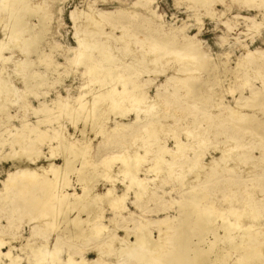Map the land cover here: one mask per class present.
Here are the masks:
<instances>
[{
	"label": "rangeland",
	"instance_id": "374dc122",
	"mask_svg": "<svg viewBox=\"0 0 264 264\" xmlns=\"http://www.w3.org/2000/svg\"><path fill=\"white\" fill-rule=\"evenodd\" d=\"M134 1L135 0H26L25 3H27V6L35 7L38 5L40 7L42 6L41 9L40 10L38 9L37 12L32 11L34 13L30 12L29 10H28L29 12L24 11L22 8L19 7L21 6V3L17 2L18 4L17 3L15 4L17 6L14 5V9L12 11L10 10L9 12L5 10V11L0 12V40L1 41L3 40L2 42H4L5 44H8V46L11 47L10 48L11 50L8 49V50L3 51L0 57V73L1 74L3 73L2 76L0 75L1 76L0 81L2 82L4 80H8L9 86L13 90V92L10 93V94L13 93L11 96L10 94L5 95L4 92L2 94L0 93L1 94L0 103L5 102L6 99L8 100V101L6 100L7 102H6L4 109L0 110V188L2 187L1 185L2 181L7 179L8 172L14 171L17 164L19 166L20 165L22 166L25 164L28 165L29 167L26 168L28 169L26 170L27 172L32 170L30 171L32 173L40 172L42 174L43 172V174L52 176L53 173H50L49 170L44 171L45 169L40 168V167H41L42 162L43 164L49 161H53L54 163H58V164L62 162V154L60 153V150H58L57 148H58L59 142L63 141L61 139H63L65 136L71 137L69 139H74V140L77 139L81 141V142L78 141V143L80 144L85 143L86 140L88 141L90 140V143H91L90 144L91 145L90 154L92 155V158L95 161L97 159H100L101 157H104V156L106 157L108 154L110 155L112 152H119V151L124 152L123 150H127V149H123L121 145V142L123 140H124L123 145L127 144L129 151L133 150L134 148H138V145L142 144L143 141L141 140H144V139H141L140 141H138L136 137L138 135V134L136 135V133L141 132L140 131L141 127H139L138 125H132L131 128L129 129V133L136 132L135 134H132L133 137L132 135L127 134L123 130L121 131L123 133H121L120 134L121 136H119L120 138L113 134L114 136L113 137L114 140L112 139L113 142L108 143L107 141L109 140L106 137L107 135L100 134V133L95 134L97 132L94 129H97V128L94 125L92 126L90 123L84 124L82 119H79L77 120L78 122L73 123L70 117L68 116L67 110L70 107L73 109V107L77 106L79 102L88 100L89 98H91L92 94H94V92H96L97 90L99 91L100 89L101 90L104 89L103 87L99 88L98 84L91 83V77H92L91 74L98 73L100 71L99 69H101L100 64L102 63L105 64L106 62L102 61L101 63H98L96 66H94V69H97V71H95L92 68L93 70L89 72L86 70L88 66L86 64H88L90 60H87V61L81 60L82 62V65H81L80 60H79L80 62L79 63L76 59L73 58V60L75 61L73 62L69 58V55L71 54L69 49L77 46L76 35L77 33H79L83 35L85 39L89 40V42L92 43L91 45L96 46V47H93V50L95 51V52L93 51L94 53H92L93 56L101 59L103 55L106 54V51L104 50L109 49L108 54L110 55L114 54L116 57L119 58L116 60V63L121 64V66L117 68V70L122 71V72L124 71V73L126 72L125 74L127 75L129 74L128 70L131 71V73L135 72L134 76H138V81L139 82L143 81V86L141 89L143 93L147 95V98L155 97L158 94L159 96L163 95L162 96L163 103H160L157 106L158 107L157 109H159V111L161 109V113H163L162 118L165 120L164 124L166 125L167 128H165V126L161 128L159 133H157V136H158L157 139L162 138L161 141L166 140L165 142L166 146L173 147L174 142H173V139L171 138V133L175 130L182 139H185L184 130L188 129L187 127L189 128L196 127L195 131L197 133L201 134L204 131L203 132L204 134L206 133L208 134L204 136V141H202L201 143L202 145H200V147L196 145L201 151V158L203 162L202 163L203 165L200 166V169L199 167L195 168V169H198L199 174H200V177L198 179H196L195 181L190 180L184 171H183L184 173L182 171L181 172L178 171V173H182V175L179 174L178 176L176 173L175 175L176 177H175L174 174H172L173 173L172 169H169L165 167L164 165H163V168L161 167L162 171L156 172L157 174L154 171L149 170L148 172H144L142 170L140 172L141 176H145L151 180L152 178L156 177L152 181L151 180L148 181V184L150 185V187L153 186L152 190L151 188H149L148 191L150 190L156 191L155 189H157V193L155 192L157 195L154 196V194L151 195V193L146 192L144 193L143 196H141L139 199L136 200L133 195V192L130 193L129 191H126L127 197L125 199V204L127 205L129 211L136 213V215H141L143 219L147 217H156V215L162 216L166 212L169 214L175 215L177 214V210H178L177 206L179 205L178 203L176 205L175 203L176 201H184V200L192 199L193 197L197 198V197L206 196L204 199L205 201L210 200L211 201L210 204L212 206L214 205V207H217L221 210H223L222 208H225L224 212L226 209H227L226 211H228L229 209L228 206H230L233 209H236V207L238 206L240 207V209L237 207L236 210L242 211L245 205L244 209L248 207L246 210H249V211L252 210L251 212H248V215H247L248 217L257 216L258 214L261 217V215H263L264 213V205L262 203L264 202V172H263L264 166L262 165L264 163L263 162L264 156H262L263 155L262 153H264V149H263L264 148V130L263 131L262 130L260 131V129L258 130L253 125L254 123L252 121L253 120L256 121L258 120V118L260 120H264V84H263L264 82V57H263L264 51H261L262 49H264V0H220L217 2H214L213 0H210V1L209 0H203V1L202 0H154L153 2H151L150 8H152L153 11H155V13L146 11L143 9V7H140V6H138L137 8L134 7L133 5ZM206 2H208V4ZM129 6L131 8H129ZM15 7H17L18 9L17 8L15 9ZM120 9H124V11L123 10L119 11ZM82 10H84L85 14ZM92 10H93V14L97 10H110L114 12L110 15L111 18L110 17L104 18L101 24L100 23L94 24L90 19L89 21L88 19L86 20L87 15L91 13ZM73 11L75 12V16H76L75 21L73 20V16L71 13ZM116 11L118 13H116ZM210 11H212L213 15L209 13ZM45 13L47 14V17ZM16 14L20 15L21 20L24 22L25 25H23L22 30H20L19 32V36H17V38L18 37L19 38L18 39L15 38L13 40L11 35L16 28L14 26L15 24H13L12 22L15 23L14 17ZM245 17H250L252 18V20H248V19L246 20ZM111 19H114V20H111ZM112 21H115L114 22L115 24H112L111 23ZM249 21H252L251 24ZM90 22L91 24H89ZM80 26L81 28H79ZM98 26H99V31H96V28ZM1 29H4V30H1ZM167 29L170 32H168ZM171 29L173 32L171 31ZM175 31L177 32L175 33ZM164 32L169 34L167 38ZM125 33L127 34L126 36H125ZM193 34L194 35L196 34L195 38L193 37L194 36ZM120 35H123V36H120ZM126 37L128 38L125 40ZM186 37L188 39L192 38L191 41L194 40L193 42H195L198 47L200 46V49H199L200 53L197 52L196 54H185V51L177 49L178 51V52L176 51L177 53L170 54L169 52L170 50L168 49L170 47H173V48L177 46L180 47L181 45L179 44L184 43L186 41L185 39H187ZM165 38H166V41L164 40ZM196 38L197 40H195ZM141 39H143V41ZM158 41L160 42V44ZM151 43L154 44V46H157V47L160 46L158 50L164 54V56H162L161 58L162 60L154 59L157 53L154 54L156 50L151 45ZM161 43L163 44L161 45ZM97 48L102 49V51L100 52L96 51ZM259 49H261L260 50L261 52L258 51ZM152 50H154L155 52ZM248 50L257 51L254 53L255 54L258 53V54L254 55L255 58L251 60L247 59ZM45 54H48V56L45 57ZM173 55H175V57ZM193 56L197 57V59L195 60ZM170 58H173L174 60ZM187 58L191 62L193 61V63L192 64L191 62L189 63L188 62L189 60ZM240 58L243 61L246 60L247 62L244 61L243 63H241L242 60H239ZM143 59H145L146 61ZM152 59H154V65L150 61ZM183 60L185 61L184 63H183ZM76 61L78 62V64ZM239 61L242 65H240ZM181 62L183 63L182 65L184 66V68L185 69L187 68V69L185 71L178 72L179 74H175V69H177L178 66H181ZM194 62L196 63V65ZM224 63H226V65ZM236 63L238 64V66ZM244 63L247 66H245ZM223 64H224V67H223ZM165 68L166 70L164 71ZM226 68L228 70H226ZM232 69L234 70L232 71ZM226 71L228 72L226 73ZM13 72L15 73L13 74ZM10 73H12L11 74L12 77ZM173 73L176 78L174 79L175 82H173V80L171 81L172 83L169 82L170 83L169 88L171 89L167 88V91H166L165 90L166 87L161 85V83L165 81V78L167 75L173 74ZM236 79L238 81H236ZM181 81L183 82V84ZM87 82L88 83L90 82L92 88H89L91 86ZM245 82H247V84ZM243 83L245 84L243 85ZM87 85H89V87ZM118 86L120 87V85ZM227 87H229V89ZM89 89L90 91H88ZM225 89H228V90H225ZM252 91L257 97V101L255 100L257 106L256 105L253 106L252 107L253 109L251 108V106L246 107V108L245 106H243V108L235 106V105H238L236 104L237 103L236 98H239L240 101L241 100L243 101L244 100L243 97H247V95L251 96ZM232 92L234 94H231ZM81 93L83 95L79 96V94ZM58 96L63 97L64 104L62 103L61 106L57 107L55 104H53L52 100L57 98ZM236 96H239V97H236ZM43 101L45 102V104L52 107V109L49 110L45 106H43V104L41 103ZM217 102L218 103L220 102L221 104H223V106L221 105L220 107L216 105ZM123 103L126 106L129 105L127 101ZM54 105L55 107H53ZM226 105L233 107V108L236 107V110L240 112L242 111L247 112L248 115L250 116H247L245 118L240 117L241 119L239 117L227 118L223 116L227 111L225 107ZM214 106L217 108H215ZM65 110L66 112H64ZM221 111L223 113H221ZM6 113H9L12 117L8 118L6 116L7 115ZM105 115H106V118L102 125L106 124L108 126H115L114 123L119 120L118 116H114L115 114L109 111L106 112ZM106 119L109 121H107ZM122 120L125 122H129V121H132L133 119L131 116L130 119L124 118ZM244 124L248 126H243ZM7 128L8 130H6ZM171 129H173L172 132L170 131ZM182 130L184 133L182 132ZM50 132H53V133H50ZM11 133H14V134H11ZM54 133L58 135L60 133L61 134L63 133L62 135L60 134V137L62 136L63 138L62 137L59 138L58 135H57L58 138L57 136L54 137ZM47 135H49V137ZM122 136L124 137L121 138ZM125 136L127 139H125ZM43 137L44 139H41ZM35 139L37 140V142ZM205 139H207L208 141ZM17 141H20V142H17ZM134 143H137V145ZM213 145L215 146V149ZM235 145H239L241 148L240 147L236 148ZM152 148L153 146H151V149ZM230 148L231 149L233 148V149L230 150ZM243 149L245 151H243ZM19 150L20 151L22 150L21 152H24V153H19ZM32 150L35 151V153ZM221 150L224 151L223 156H221V152H222ZM140 152L142 154V151ZM156 152L157 151H155L154 149V151H151L148 154L143 153L142 155L146 156V158L143 157L142 161L144 162L140 161L142 162L140 167L145 169V167L151 166L152 165L151 163H153L151 159L153 158V156H156L157 154ZM186 152L187 153L184 152V154H186L185 156L184 155L181 156L182 158V159L180 158L181 162L182 161L184 162L187 156L193 157L192 150L191 151L187 150ZM210 156L212 159L210 158ZM252 156H255V157H252ZM165 157L169 158L167 154ZM216 157L217 158L219 157L220 161L219 159L217 160ZM251 157L254 159H252ZM258 157L261 159H259ZM223 158H225L226 160H224ZM229 158H230V161H229ZM231 158L233 160H231ZM117 159H118L117 162H116V159H113L114 161L112 163L113 169H115V166L117 168L121 164V160L119 158ZM213 160L215 161L216 164L214 163ZM241 160L244 162L246 161L245 162L246 165L243 162H241ZM231 161L236 162V163L233 164V162ZM237 161H240V163ZM257 162H259L258 163L259 165L256 164ZM75 163L77 165H80L78 161H76ZM187 164H190L189 161L180 163L178 164L180 165V168L179 167L178 168L181 170V168L186 167L185 165ZM209 164H211L213 167L215 166L214 169L213 167H210L211 165ZM231 164H233L234 167L233 166L231 167L230 166ZM258 166H260V168L261 167L263 168L259 169ZM88 167H85L82 170L80 169L79 171L83 172L84 169L88 168L84 170L83 172L88 175L94 170L93 173H96L95 175H97L96 177L97 183L96 181L94 183L98 186L97 187L93 183L95 187L94 190H99V191L103 190L105 186L108 184V181H105V179H103V177L100 174L101 171L102 173L104 171V169L102 170L103 167H98L97 169H94L92 166H88ZM229 167L232 169L233 172L232 171L227 172L228 169L230 171ZM36 168H37V171L35 170ZM186 169L187 168H185L184 170ZM244 169H247V170H244ZM166 170L169 171V173H167ZM78 172L72 171L68 173V176H67L68 185L62 187L61 191L62 190L63 191L64 190L65 191L76 190L77 192H81L80 188L82 186V183L77 182V178L78 176H80L82 172L81 173L80 172L78 173ZM169 174L172 176H170ZM184 175L186 176L184 177ZM99 176H101L100 177L101 179L98 178ZM118 176L121 177L122 175L119 174ZM37 177H40L41 179V175L36 176V178ZM183 177L185 179H182ZM40 179L38 178V180ZM22 181L24 182H21V180L18 181L17 182L18 184L15 182L17 186H20L18 188V187H15V184H14L13 187H15L14 188L15 191L14 189H12L13 188L12 186L8 188V190H10L8 193L11 192L10 194V196L12 197L11 202L0 200V233L2 230L3 235H4V236L2 235L3 237L1 238L8 236L7 238H4V239L7 241L11 240L10 243L12 244V246H14L12 247L11 252L21 257L22 259L20 261L21 263L28 264L29 263L28 261H30L29 259L33 258L31 255L33 253H31L32 252L31 249H28L25 247H23L22 249V245L27 243L26 242L27 240L25 239L26 237L28 238L32 236L29 238L30 240L28 239V242H32V243L34 241H38V240L40 241L39 238H41L42 239L41 241H43V238H44V240H46V243L50 245L55 241L58 235L63 236L61 238V241L65 242V245H66L64 246V243L62 242L63 244L62 247L64 246L60 253V257L62 259L67 258L66 254L68 253L66 252L71 250L72 247L73 249L71 251L78 252L79 249L78 248L76 249L75 247L78 246L79 244L78 242H80V240L78 241L75 240V242L74 240H71V239L67 240L65 239V234L63 233L65 220L63 221L61 219L62 217H61V214H59L60 213L59 209H62L64 205L61 204V208H59L60 204L57 203L58 201L57 202L55 201L53 204V207L54 206L57 207L58 210H56L55 212L51 211L52 213L47 212L45 213V215L42 214L43 216L41 215L40 216L41 218L33 220L32 219V216L34 213L33 209L27 205L22 206L23 204L21 203V200L23 198L21 195L22 189L24 188L25 183L29 184V181L25 180V178L22 179ZM35 181L36 180H33V182ZM19 182L22 184L19 185L20 184ZM31 186H34V185H31ZM114 186H115L114 188L115 192L122 193L121 188H123L122 187L123 183L116 181ZM191 190L192 191L199 190V191H202L203 193L191 192ZM252 191L255 193H251ZM41 196L42 194L36 195L37 198ZM249 197L251 198L249 199ZM134 200L137 201L136 203L137 205L131 203ZM15 201L21 205L19 206V208H17L18 204H16ZM169 201L170 202L174 201V203L171 202L170 204ZM164 203L166 204V206ZM193 206H196V205H191L190 207H193ZM25 207H27L28 209L26 210ZM159 208H167V209H164L163 212L161 211L159 213H156V210H158ZM253 209H257V210H255L254 212ZM31 211L32 213H30ZM73 212L74 211L69 213L68 217L72 218L73 214H76ZM126 212L128 213V210L125 211V213ZM253 212L254 214H252ZM53 214L56 216H54ZM225 214L226 212L223 213L224 217H228V214H229L228 218L232 220H235V218L238 215V214L232 215L229 212H227V216ZM110 215H111L110 210L108 209L105 210L103 216L104 217L106 216V217L105 218L103 217L104 219L103 222L104 223L108 222L107 224L109 228H112L111 226L116 227L117 225L114 226L112 223L108 221L107 217H109ZM48 216H51V217L48 218ZM57 216L59 217L57 218ZM261 218H262L261 221H263L264 216H262ZM52 219L56 221H53ZM119 222L123 223L122 220H120ZM119 222L117 223L118 226H119ZM122 223L121 225H124V223L123 224ZM176 224L177 223L175 222V225ZM34 225H37V226L34 228ZM175 225H173L172 227L173 230L172 229H170V231L169 229L164 230L165 231L164 232L165 241L163 242L164 245L163 247H160L159 249L160 253H158L157 255L160 256V254L164 253V250L169 249L171 250V253L174 252V253H177L176 255H179L178 254V250H179V253H182L183 255H186L187 257H189L197 249L198 245L193 243L194 241H197V238L192 237L188 233L183 234V232L182 233L178 232V228L176 227L177 225L176 226ZM15 226H17V228ZM152 227L153 226L151 225L149 226V228H151L152 235L156 236L158 234L157 230L152 229ZM9 228L11 230L8 231ZM33 228L34 230H32V232L36 231V233L33 232L35 236L32 235L33 233L31 234L30 232V230ZM174 228H176V231H177L176 235H175L176 231ZM122 229L120 230L117 229L116 233L124 234V231H122ZM113 230L114 229H111L110 232L103 231L102 236L100 235L101 238L97 237L98 240L101 241L103 237L107 235L104 233H108L109 235ZM37 231H39L41 234H39V232L37 233ZM219 232L222 233L223 230L219 229L218 233ZM178 233H180L178 238L180 239L182 237L181 239L185 240V244L181 246L178 243L179 239L176 237ZM261 236L262 238L260 239ZM261 236L258 239L262 240L261 241L262 243L264 241L263 239L264 233H262ZM97 238L92 239L93 243H95L94 241H96ZM207 238L209 239L213 238V235L209 234L207 235ZM174 239L177 243L174 241ZM173 243L178 244L177 245L178 247H176V245ZM70 245L71 246L73 245V246L71 247ZM201 245L204 246L205 244L202 243ZM8 246H9L8 243L7 245H3L1 247V250L3 251L7 250ZM260 247H258V251L264 254V245L260 244ZM186 248H189V249H186ZM28 250H29V253H28ZM85 251L82 254L85 255L87 258L96 257L95 251H92V250H89L88 252L87 251L85 252ZM232 251H236V250H232ZM236 253L237 252H233V255L235 256ZM28 255L29 256L31 255V256L29 257ZM75 255L74 257L80 256L79 254L78 256L77 254ZM3 261H8V260L3 259ZM53 264H57V263H53ZM155 264H169V262L165 258V260H160V259L156 260Z\"/></svg>",
	"mask_w": 264,
	"mask_h": 264
},
{
	"label": "bare ground",
	"instance_id": "6f19581e",
	"mask_svg": "<svg viewBox=\"0 0 264 264\" xmlns=\"http://www.w3.org/2000/svg\"><path fill=\"white\" fill-rule=\"evenodd\" d=\"M18 1L19 0H0V12L1 11H5V10L6 11H9V12H10V10L12 11L14 9V5ZM21 1H23V2H21ZM21 1H19L21 3V6H19V7L22 8L24 11H28L29 10L30 12H32V11L37 12L38 9L40 10L41 7H42V6L40 7L38 5L35 6V7H29V6H27V3H25L26 0L25 1L24 0H21ZM153 1L154 0H135L133 2V5L136 8L138 6H140V7H143V9L146 10V11L154 12L155 13V11H153V9L150 8V4ZM213 1L214 2H217V1H220V0H213ZM206 3L208 4V2H206ZM15 6H17V5H15ZM16 8L17 7H15V9ZM129 8H131V7L129 6ZM43 9H44V7H43ZM124 9H120L119 11H121V10L124 11ZM23 10H21V11H23ZM74 11L71 12V13H72V16H73V20L75 21L76 20V16H75V12ZM82 11L84 12V10H82ZM34 12H32V13H34ZM80 12H81V10H80ZM87 12H88V10H87ZM113 12L114 11H110V10H97L93 14V10H92V12L87 15L86 20L88 19V21H89V19H90L94 24H99V23L101 24V22H103V19L104 18H108V17L111 18L110 15ZM202 12H203V10H202ZM116 13H118V12L116 11ZM209 13H211L213 15L212 11H210ZM84 14H85V12H84ZM16 15L14 17L15 23L12 22L13 24H15L14 26L16 28L13 31L12 35H11V37H12L13 40L15 38H17V36H19L20 30H22L23 25H25L24 22L21 20L20 15L19 14L17 16ZM45 15L47 17V14L46 13H45ZM151 17H152V15H151ZM245 18H246V20L247 19L248 20H252V18H250V17H245ZM114 19H111V20H114ZM83 21H84V19H83ZM114 22L115 21H112L111 23L112 24H115ZM249 22L251 24L252 21H249ZM89 24H91V22ZM79 28H81V26ZM90 28H91V26H90ZM1 30H4V29H1ZM84 30H86V29H84ZM96 31H99V26L96 28ZM171 31H172V29H171ZM76 32H78V31H76ZM166 32H164V33H165V36L167 38L169 36V34L166 33ZM168 32H170V31L168 30ZM176 32L177 31H175V33ZM126 33H125V36L127 35ZM195 35L193 36L194 38H195ZM120 36H123V35H120ZM76 37H77V40H76L77 41L76 42L77 46L69 49L70 52H71V54L69 55L70 60H72L73 62H75L73 60V58L76 59L78 62H79V60H80V62H81V60H85V61L90 60V62L88 64H86V65H88L87 68H86V70L89 71V72H91L94 69V66H96L98 63H101L102 61H104L106 63L105 64L104 63L100 64L101 65V69H99V67H98V69L100 70L98 73L91 74L92 75V77H91V83L98 84L99 88L100 87H103L104 89L102 88L103 90H101V89L99 91L97 90L96 92H94V94H92L91 98H89L88 100H84V101L79 102L77 106H74L73 107V109L70 107L67 111H68V116L70 117L71 121L73 123H76V122H78L77 120L82 119V121H83L84 124L90 123L92 126L94 125L97 128V129H94L97 133H95V132L94 133L95 134L100 133V134L107 135L106 137L109 140V141H107L108 143L113 142L112 141V139L114 137L113 134L115 136H118L119 137V136H121L120 134L123 133V132H121L123 130L127 134H130V135L135 134L136 132L135 133H129V129L131 128L132 125H138L139 127H141V130H140L141 132L136 133V135L138 134L136 136L137 137V140L138 141H140L141 139H144V140H141L143 142H142V144H139L138 145V148H134L131 151H129V149L127 147V144L126 145L124 144L125 146L123 145V143H124V140H123L121 142V145H122L123 149H127V150H123L124 152H120V151L119 152H112L110 155L108 154L106 157L105 156L104 157H101L100 159H97L95 161L92 158V155L90 154V148H91L90 140L89 141L86 140L85 143L80 144V143H78L79 140H77V139H75V140L74 139H69L71 137H66V136L63 138L61 136L63 138L61 140H63V141L59 142L57 149L60 150V153L62 154V162L60 164L54 163L53 161H49V162L44 163V164L42 162L41 167H40V168H44L45 169L44 171L49 170L50 173H53L52 176L51 175L48 176L46 174H43V172H42V174L40 172H33L32 173V172H30L32 170H30V171L27 172L26 170H28V169H26V168H28L29 166L26 165V164L25 165H22V166L21 165L19 166L17 164L14 171L8 172L7 179L6 180H3L2 181V184H1L2 187L0 188V198H1L0 200H5V201L11 202V198H12L10 196L11 192L8 193L10 191V190H8V188H10V186L13 187L14 184H15V182L17 183L20 180H21V182H24V181H22V179L25 178V180L29 181V184H26L25 183L24 188L22 189L21 195H22L23 198L21 200V203L23 204L22 206H26L27 205V206H30L33 209L34 213H33L32 219L33 220L39 219V218H41L40 216L42 214L45 215V213H47V212L52 213L51 211H54L55 212L56 210H58L57 207H55V206L53 207L54 202L55 201L56 202L58 201L57 203L60 204L59 205V208H61V204L64 205V207L62 209H59V212H60L59 214H61V217H62L61 219L63 221L65 220L64 221L65 222L64 232L62 230V232L65 234V239H67V240L68 239H71V240H74V242H75V240H77V241L80 240V242H78L79 243L78 246L75 247L76 249L78 248L79 251L78 250H77L78 252L71 251L73 249V247H72L73 245L72 246L70 245L72 247V249L66 252V253H68V254H66L67 255V258L62 259L60 257V253L62 251V248L64 246H66L65 245V242L61 241V238L63 236L58 235L56 237V239L54 238L55 241L52 244H50V245H48L46 243V240H44V238H43V241L44 242L41 241L42 240L41 238H39L40 241L38 240V241H34L32 243V242H28V239L30 237H32V236H30L28 238L26 237L25 239L27 240L26 241L27 243H25V244L22 245V249H23V247L28 248V249H31L32 250L31 253H33V254L30 253L33 258H31L32 260L28 258L30 260V261H28L29 262L28 264H53V263H57V264H155L156 260H159V259L160 260H165V258L168 260L169 264H173V263L174 264H264V254L262 252H259L258 251V247H260V244L261 245L262 244L264 245V243H263L264 241L261 243L262 240H259L258 239L262 235V233H264V220L261 221V219H262L261 217L264 216V213H263V215H261V217L259 216L258 213H257L258 214L257 216L248 217L247 216L248 215V212H251L252 210H250V211L249 210H246L248 207L246 209H244L245 208V205L243 207L244 210L242 209V211H237L236 210L238 206L236 207V209H233L230 206H228L229 207L228 211H226L227 209L225 210V212H226L225 215L226 216H227V212H229L232 215H237L238 214L236 218L234 217L235 220L229 219L228 218L229 217V214H228V217H224L223 213H225L224 212V209L225 208L220 207V208L223 209V210H221V209H219L217 207H214V205L212 206L210 204L211 203L210 200H208V201H205L204 200L206 196L205 197L204 196L203 197H197V198L193 197L192 199L184 200V201H176L175 202L176 205H177V203L179 205L177 206L178 207V210H177V214H175V215H172V214H169V213L166 212L162 216H159V215H156V217H147L146 216L147 218L143 219L141 217V215H136V213H134L132 211L131 212L129 211L127 205L125 204V199L127 197V192L126 191H129L130 193L133 192V195H134V197H135L136 200L139 199L141 196H143L144 193H146V192L147 193L148 192L151 193V195L154 194V196L157 195L156 194L157 193V189H155L156 191H154V190L151 191L152 188H153V186L150 187V185L148 184V181L151 180V179H149V178H147L145 176H141L140 175V172L142 170L144 172H148L149 170L150 171H154L155 173L156 172H161L162 171L161 170V167L163 168V165H164L165 167H167L169 169H172V172H173L172 174H174V176L176 175V173H177L178 176H179V174L182 175V173H178V171H180V172L181 171L182 172L184 171L186 173L187 177L190 180L195 181L196 179H198L200 177V174H199L198 169H195V168H198L199 167V169H200V166L203 165L202 164L203 163L202 162V158H201V151L199 150L198 147H200V145H202L201 143H202V141H204V136H206L207 133L204 134L203 133L204 131H203L202 132L203 135H202V133L200 134V133H197L195 131L196 127H193V128L187 127L188 129L185 128L186 130H184L185 133L182 130V132L185 134V136H184L185 139H182L178 135V133L176 132V130L172 132L173 129H171L170 130L172 132L171 133V138L173 139V142H174L173 144L174 145H173V147L166 146V143H165L166 140L165 141H161L162 138L161 139H157L158 138L157 133H159V131L161 130V128L164 127V126H165V128H167L166 125L164 124V121L165 120L162 118V114L163 113H161V109H160V111H159V109H157L158 108L157 106L160 103H163V98H162L163 95H160L159 96V94H158L155 97L147 98V95L144 94L143 91H142V89H141L142 86H143V81H141V82L138 81V76H134L135 75V72L131 73V71L128 70V73L129 74L127 75V74H125L126 72L124 73V71L122 72V71L117 70V68H119L121 66V64H117L116 63V60L119 59V58L116 57L114 54H111V55L108 54V50L109 49L104 50V51H106V54L103 55V57L101 59L96 58L95 56L92 55V53L95 52L93 50V47H96V46L91 45L92 43L89 42V40L85 39L83 37V35H81L79 33H77ZM127 38L128 37H126L125 40ZM166 38L164 39L165 41H166ZM141 40L143 41V39H141ZM185 40H184L185 41L184 43L179 44V45H181L180 47L179 46L174 47V48L173 47H170L168 49V50H170L169 51L170 54L171 53H177L178 52L177 49L178 50L185 51V54H196L197 52H199L200 46L198 47L196 45V43L193 42L194 40L191 41L192 38L191 39H188L187 38ZM195 40H197V38ZM2 41L0 40V57H1V54H2L3 51L8 50V49L11 50L10 49L11 47H9L8 44H5ZM106 44H107V42H106ZM145 44H146V42H145ZM145 44H143V45H145ZM159 44H160V42H159ZM162 44L163 43H161V45ZM151 45L156 50V52L154 50H152V51L155 52L154 54L157 53V55H156V57L154 59L155 60L156 59H161L162 56H164V54L158 50L160 46L159 47L154 46V44H152V43H151ZM103 47H104V45H103ZM244 47H245V45H244ZM260 50L261 49H259L258 51H260ZM96 51L100 52V51H102V49L97 48ZM261 51H264V49H262ZM247 52H248L247 59H250V60L253 59V58H255L254 55L258 54V53H256V54L254 53V52H257V51H252V50H248ZM46 56H48V54H45V57ZM173 56L175 57V55H173ZM186 57H188V56H186ZM145 58H146V56H145ZM194 58H195V60L197 59V57H194ZM241 58L239 60H242ZM154 59L150 60L151 63H153V65H154ZM170 59H173V58H170ZM179 59H181V58H179ZM200 59H201V57H200ZM143 60H145V59H143ZM244 61H246V60H244ZM244 61L242 60L241 63H243ZM78 62H77V64H78ZM184 62L185 61L183 60V63ZM188 62L190 63L191 61L189 60ZM24 63H26V62H24ZM147 63H148V61H147ZM183 63L181 62V66H178L177 69H175V74H179L178 72H182V71H185L187 69V68L186 69L184 68V66L182 65ZM192 63H193V61L191 62V64ZM239 63H240V61H239ZM241 63H240V65H242ZM80 64L82 65V62ZM224 64L226 65V63H224ZM224 64H223V67H224ZM195 65H196V63H195ZM185 66H186V64H185ZM237 66H238V64H237ZM245 66H247V65L245 64ZM17 67H16V69H17ZM20 68H21V66H20ZM193 68H194V66H193ZM191 69H192V67H191ZM234 69H232V71ZM94 70L97 71V69H94ZM165 70H166V68L164 69V71ZM226 70H228V69L226 68ZM139 71H141V70H139ZM227 72L228 71H226V73ZM14 73L15 72H13V74ZM11 74L12 73H10V75ZM0 75L2 76L3 73L2 74L0 73ZM16 75H18V74H16ZM240 75H239V77H240ZM11 77H12V75H11ZM177 78H179V77H177ZM174 79H176L175 76H174V73L173 74H169V75L166 76L165 81L163 83H161V85H163V86L166 87V89H165L166 91H167V88L168 89H171V88H169V86H170V83H172L171 82L172 80H173V82H175ZM241 79H242V77H241ZM0 80H1V78H0ZM236 81H238V80L236 79ZM186 82H188V81H186ZM245 83L247 84V82H245ZM245 83H243V85ZM88 84L91 86L90 82ZM182 84H183V82H182ZM263 84H264V82H263ZM0 85H1L0 86V93L1 94L4 92L5 95H9L11 92H13V90L9 86L8 80L2 81ZM89 85H87V86L89 87ZM118 85H120V87ZM184 86H185V84H184ZM88 87H87V89H88ZM80 88H82V87H80ZM89 88H92V86L89 87ZM183 88H185V87H183ZM227 88L229 89V87H227ZM228 89H225V90H228ZM231 89H232V87H231ZM88 91H90V89ZM256 93H258V92H256ZM12 94H10V96ZM231 94H234V93L232 92ZM82 95H83L82 93L79 94V96H82ZM262 96H263V94H262ZM236 97H239V96H236ZM243 98H244L243 101L242 100L240 101L239 98H236L237 99V103L236 104H238V105H235V106L242 107V108H243V106H245V108L246 107H249V106H251V108L253 106H255V105L257 106V104H256L257 97H256V95L254 94L253 91L251 93V96L250 95L249 96L247 95V97H243ZM6 100H5V102H1L0 103V110H3L4 109V107L6 105V102L8 101V100L7 101ZM63 100H64L63 97L58 96L57 98L53 99L52 102H53V104H55L58 107V106H61L62 103L64 104ZM125 100L128 102V104H129L128 106H126L123 103V102H126ZM41 103L47 109H49V110L52 109V107H50L49 105L45 104L44 101L41 102ZM55 105L53 107H55ZM216 105H218L220 107H221V105L223 106V104H221L220 102L219 103L217 102ZM225 107H226V110L227 111L225 110L226 113L224 111L225 114L224 115L222 114V115L225 116V117H227V118H230V117H239V118L240 117L241 118L244 117L245 118L247 116H250V115H248L247 112H244V111L240 112V111L236 110V107L233 108V107H230L228 105H226ZM215 108H217V107H215ZM108 111L109 112H113L115 114L114 116H118V119L119 120L117 119L118 121H116V120H115L116 122L114 121L115 122L114 123L115 126H108L106 124L102 125L104 123V121H105V118H106V115L105 114ZM61 112H63V111H61ZM64 112H66V110ZM221 113H223V112L221 111ZM6 114H7L6 116L8 118H11L12 117L9 113H6ZM131 116H132V119H133L132 121L125 122V121L122 120L124 118L125 119H127V118L130 119ZM18 120H20V119H18ZM107 121H109V120H107ZM252 122L254 123L253 125L258 130L259 129H260V131L261 130L262 131L264 130V120H260L258 118V120H256V121L253 120ZM84 124H83V126H84ZM45 125H43V126H45ZM243 126H248V125H245L244 124ZM247 129H248V127H247ZM6 130H8V128ZM258 130H257V132H258ZM46 132H47V130H46ZM53 132H55V131H53ZM53 132H50V133H53ZM209 133H211V132H209ZM11 134H14V133H11ZM60 134L58 135V134H55L54 133V137H56L58 135L59 138H61L60 137ZM45 135H46V133H45ZM52 135H50V136H52ZM252 135H254V134H252ZM47 136L49 137V135H47ZM58 136H57V138H58ZM83 136H82V138H83ZM48 137H46V138H48ZM123 137L124 136H122L121 138H123ZM132 137H133V135H132ZM36 138H37V136H36ZM41 139H44V137L41 138ZM115 139H117V138H115ZM125 139H127L126 136H125ZM207 139H205V140H207ZM134 141H135V139H134ZM17 142H20V141H17ZM36 142H37V140H36ZM79 142H81V141H79ZM23 144H25V143H23ZM134 144L137 145V143H134ZM119 145H120V143H119ZM119 145H118V147H119ZM196 145H198V147ZM30 146H32V145H30ZM151 146H153L152 149H151ZM235 147L236 148H239L240 146L239 145H235ZM53 148H55V147H53ZM154 149H155V151H157L156 152L157 154H156V156H153V158L151 159V161H153V163H151L152 165L151 166H148L149 168L148 167H145V169L142 168V167H140L141 164H142V162H144V161H142L143 160V157L146 158V156H143L142 154L143 153H145V154L147 153L148 154L149 152L154 151ZM214 149H215V146H214ZM232 149L230 148V150H232ZM258 149H259V147H258ZM22 150H23V148H22ZM187 150H190V151L192 150L193 151L192 152L193 153V157L187 156L186 159L184 160V162L189 161L190 164L185 165L186 167H182L181 166L182 168L180 170L179 169L180 168V165H178V164L184 163L183 161L181 162L180 160L182 159L181 156H183V155L185 156L186 155V154H184V152L187 153L186 152ZM223 150H221L222 151L221 152V156H223V152H224ZM21 151L19 150V153H24V152H21ZM140 151H142V154H141ZM243 151H245V150L243 149ZM33 152L35 153V151H33ZM238 152H239V150H238ZM260 153H262V152H260ZM166 154L168 155L169 158H166L165 157ZM262 154L261 155L264 156V153H262ZM211 156H210V158H211ZM224 156H225V154H224ZM219 157L218 158L216 157V158H217V160L219 159V161H220V158ZM228 157H226V158H228ZM252 157H255V156H252ZM117 158H119L121 160V164H120L119 167L116 168V166H115V169H113L112 168V165H113L112 163L114 162L113 159H116V162H117L118 161ZM183 159H184V157H183ZM223 159L226 160L225 158H223ZM252 159H254V158H252ZM259 159H261V158H259ZM231 160H233V159L231 158ZM76 161H78L81 166L80 165H77L75 163ZM140 161H142V162H140ZM229 161H230V158H229ZM247 161H248V159H247ZM258 161H260V160H258ZM231 162H233V161H231ZM237 162L240 163V161H237ZM241 162H243L245 164L246 161L244 162V161L241 160ZM263 162H264V160H263ZM214 163H215V161H214ZM235 163L236 162H233V164H235ZM258 163L259 162H257L256 164H258ZM205 164H207V163H205ZM233 164H231L230 166L232 167ZM99 165H101V166H99ZM209 165H211V164H209ZM262 165L264 166V163ZM88 166H92L94 169H97L98 167H103L102 170L104 169V171H103V173L101 171L100 174L103 177V179H105V181H108V184L105 186V188L103 190H101V191L94 190V188H95L94 187V184H95L94 182L96 181V183H97V180H96L97 175H95L96 173H93L94 172L93 169H92L93 171L90 174H88V175L86 173H83L84 170H86V169L89 168ZM85 167H88V168L84 169L83 172L82 171H79L80 169L82 170ZM210 167H213V166L211 165ZM210 167H208V168H210ZM214 167H213V169H214ZM237 167H236V169H237ZM258 167H259V169H262L263 168V167L260 168V166H258ZM183 168L184 169L187 168V169L184 170ZM35 170L37 171V168ZM244 170H247V169H244ZM251 170H252V168H251ZM72 171H77V172L79 171L80 173L82 172L80 174V176H78V178H77V182H81L82 183V186L80 188L81 189V192H77L76 190H74V191H65V190L63 191L62 190L61 191L62 187L68 185L67 176H68V173L69 172H72ZM217 171H219V170H217ZM231 171H232L231 168H230V171H229V169L227 170V172H231ZM222 172H223V170H222ZM167 173H169V171H167ZM259 173H261V172H259ZM119 174L122 175V176L121 177L118 176ZM238 174H240V173H238ZM39 175H41V179H40V177H37L36 178V176H39ZM186 175H184V177ZM217 175H218V173H217ZM262 175H263V173H262ZM101 176H99L98 178H100ZM170 176H172V175H170ZM184 177L182 179H185ZM38 178L40 180H38ZM155 178H152V180L155 179ZM232 179H233V177H232ZM33 180H36V181L33 182ZM116 181H119V182L123 183V186H122L123 188H121L122 189V193L115 192V190H114V188H115L114 184H115ZM21 184L22 183H20L19 185H21ZM31 185H34V186H31ZM15 187H18L19 188L20 186H17L15 184ZM15 187H13L12 189H14ZM149 188H151V190H150L151 192L148 191ZM158 189H159V187H158ZM199 190H196V191H192L191 190V192H200V193H203L202 191H199ZM14 191H15V189H14ZM16 192H17V190H16ZM251 193H255V192L252 191ZM37 194H39V195L42 194V196L37 198L36 197ZM154 196H152V197H154ZM251 197H249V199ZM136 200H134L131 203L137 205L136 204L137 203ZM16 201H15V203L18 204ZM171 202L174 203V201H171ZM171 202H170V204H171ZM166 203H168V202H166ZM262 203L264 205V202H262ZM191 205H196V206L190 207ZM19 206H21V205L18 204L17 208H19ZM165 206H166V204H165ZM25 208H26V210L28 209L27 207H25ZM238 208L240 209V207H238ZM107 209L110 210V212H111V215L109 217H107V219L114 226L117 225L116 227L111 226L112 228H109V226L107 224L108 222L107 223H104L103 222L104 221V219H103V217H104L103 216L104 215V211L107 210ZM164 209H167V208H159L158 210H156V213H159L161 211L163 212ZM127 210H128V213L127 212L125 213V211H127ZM253 210L255 212V210H257V209H253ZM72 211H74L73 213H76V214H73V217L70 218V217H68V214L71 213ZM254 212L252 214H254ZM257 212H259V211H257ZM30 213H32V211ZM56 215H57V213H56ZM56 215H54V216H56ZM126 215H127V217H126ZM54 216H52V217H54ZM30 217H28V218H30ZM44 217H46V216H44ZM49 217H51V216H48V218ZM58 217L59 216H57V218ZM118 218H120V219H118ZM120 220L123 221L124 225H121L122 222L120 223L119 222ZM53 221H56V220H53ZM173 221H175L177 223L176 224L177 226L175 225V222H173ZM49 222H47V223H49ZM118 222H119V226L117 224ZM40 223H41V221H40ZM37 225H34V228ZM55 225H56V223H55ZM150 225L153 226L152 229H156L157 230V233L158 234L156 236L155 235H152L151 228H149ZM173 225H175L178 228V232H181V233L183 232V234L188 233L192 237L197 238V241H194L193 240L194 241L193 243L196 244V245H198V246H197V249L193 252V254L191 256L187 257L186 255H183L182 253H179V250H178V254L179 255H176L177 253H174V252H172L173 253L172 254L171 253V250H169V249L168 250H164V253L160 254V256L157 255L158 253H160L159 252L160 247H163V245H164V243H163L165 241V239H164L165 238L164 237V232L165 231L164 230L165 229H167V230L169 229V231H170V229L173 230V228H172ZM15 227L17 228V226H15ZM11 228H12V226H11ZM34 228L30 230L31 234L33 232L36 233V231H33L32 232V230H34ZM179 228L181 229V231H180ZM111 229H114L115 231L113 230L109 235H108V233H104V234H107L106 236H104L105 238L103 237V239L101 241L98 240L97 237H100V235L102 236L103 231H109L110 232ZM117 229L118 230L122 229V231H124V234H118V233H116V230ZM174 229L176 231V228H174ZM219 229H222L223 232L222 233L221 232L218 233V230ZM9 230H11V229L9 228L8 231ZM14 230H12V231H14ZM38 232L39 231H37V233ZM176 233H177V231L175 232V235H176ZM39 234H41V233L39 232ZM209 234H212L213 235V238H210V239L207 238V235H209ZM2 235H3V231L1 230V233H0V264H23V263L20 262L22 260L21 257L19 255L13 254L11 252L12 247H14L10 243L11 240L10 241H7V240L4 239V238H7L8 237L7 235H6L7 237L1 238V237L4 236V235L3 236ZM12 235H10V236H12ZM32 235L35 236L34 233ZM179 235H180V233H178V235L176 237L178 238ZM16 236H15V238H16ZM34 236H33V238H34ZM174 236H173V238H174ZM182 236H184V235H182ZM38 237H40V236H38ZM93 238H97L98 241L96 240L97 242L94 241L95 243H93V241H92ZM181 238L180 239L178 238L179 240L177 239L180 246L183 245V244H185V240H183ZM261 238H262V236L260 237V239ZM169 240H171V239H169ZM77 241H76V243H77ZM174 241H175V239H174ZM62 242L64 243V246L63 247H62V245H63ZM7 243L9 244L8 249L5 250V251L1 250V247L3 245H7ZM176 243H173V244H175L176 247H178L177 246L178 244H176ZM186 243H188V242H186ZM202 243H204L206 246L205 245L202 246L201 245ZM19 247H20V245H19ZM67 247H69V246H67ZM186 249H189V248H186ZM85 250L87 252L89 250L95 251L96 257L87 258L85 255L82 254ZM232 250H236V251H232ZM233 252H237L235 256L233 255ZM28 253H29V250H28ZM75 254H77V256L79 254L80 256L79 257H74ZM24 257H25V255H24ZM3 259H5V260L7 259L8 261H3ZM158 262H160V261H158Z\"/></svg>",
	"mask_w": 264,
	"mask_h": 264
}]
</instances>
